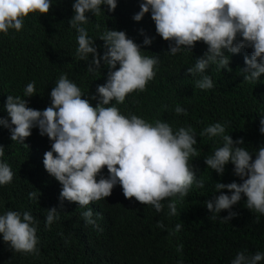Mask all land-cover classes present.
I'll return each mask as SVG.
<instances>
[{"label": "clouds", "instance_id": "9594fccd", "mask_svg": "<svg viewBox=\"0 0 264 264\" xmlns=\"http://www.w3.org/2000/svg\"><path fill=\"white\" fill-rule=\"evenodd\" d=\"M52 5V0H0V33L21 31L25 18L33 13L47 16ZM102 5L114 12L117 0H75L74 16L68 21L78 33L77 55L82 62H77L88 66L72 71L69 79L66 74L61 75L50 92L51 105L44 110L29 107L27 100L19 96L8 95L5 109L11 123L0 118V127L9 129L12 141L23 144L33 128L52 141L44 154L46 171L42 172L50 180L45 193L53 207L47 210L48 225L67 210L70 220L73 215L78 216L89 228L87 234L93 246L100 244L105 250H114L122 239L132 238L133 257L118 259L119 264H143L146 255H156L162 259L161 264H169L174 256L181 258L188 246L177 239L165 243L158 230H168L167 226L176 222L175 231L182 228L180 217L188 208L183 198L197 180L189 163L190 157L197 155L193 147L197 143L195 134L202 127V136L222 137L223 146L204 162L221 176L231 163L235 175L243 181L216 182L215 189L221 194L205 201L211 213L228 210L229 215L222 218L226 222L236 216L231 209L242 195L247 198L248 209L264 214V146L253 159V154L242 147V138L234 141L225 134V125L215 123L204 129L201 121L195 131L182 126L181 121L177 127V116L163 120L136 96L153 80L165 81L166 92L171 85L173 89V56L169 54L194 61L187 75L206 73L196 82L200 89L214 86L210 75L215 65L231 71L226 52L242 51L246 55L244 63L232 64L244 73L245 81L264 77V0H143L133 19L140 22L151 11L156 33L166 41L161 43L163 66L157 55L145 56L147 50H141L124 31L104 32L100 37L103 47L90 39L80 25L88 22L86 13L99 15ZM151 43L145 37L144 44ZM34 93L35 82H30L24 95L32 97ZM202 100L197 103L201 117L222 102L218 90L214 98ZM175 111L186 114L180 106ZM261 134L264 117L258 136ZM37 146L39 157L42 147ZM4 154L0 145V157ZM13 177L11 167L0 162V185L11 183ZM197 187L203 188V182H198ZM225 189L230 196L224 194ZM177 194L181 199L171 198ZM29 198L36 199L37 192L29 193ZM116 210L121 215L112 221V211ZM34 224L29 212L21 215L8 210L0 215V234L15 251L33 253L38 244ZM113 226H118V235L109 237L103 245ZM232 257L235 259L231 264H259L264 260V251L246 256L237 250Z\"/></svg>", "mask_w": 264, "mask_h": 264}, {"label": "trees", "instance_id": "16d2710c", "mask_svg": "<svg viewBox=\"0 0 264 264\" xmlns=\"http://www.w3.org/2000/svg\"><path fill=\"white\" fill-rule=\"evenodd\" d=\"M142 2L143 0H117L114 12H110L107 5H102L99 15L86 13L89 20L80 26L85 28L88 37L100 47H103L104 41L100 37L104 32L124 31L141 50H147L145 56L157 55L160 59L164 52L161 43L166 41L156 33L151 11L140 22L133 19L140 11ZM52 3L47 16L30 14L25 18L21 31L10 29L7 34L0 33V118L7 119L9 124L10 117L5 109L8 95L19 96L27 100L29 107L44 110L51 105L50 92L60 76L66 74L69 79L72 71H80L88 66L79 63L82 60L77 55L78 33L68 22L74 16L75 0H52ZM145 37L152 40L150 45L144 44ZM226 55L230 58L228 68L231 71L215 65L210 75L214 86L211 89H200L196 87V82L206 73H198L192 77L187 75L188 68L194 67V61L191 62L190 58L183 55L169 54L173 56L172 81L176 83L173 89L171 85L166 92L165 81L160 83L158 81L161 80H153L136 97L144 104L148 103L150 111L160 115L163 120L175 119L177 116L179 125H174L177 127L181 121L182 126H190L195 131L201 121L204 129L215 123L225 125V134H230L234 141L242 138V147L252 153L255 159L256 152L264 146V134L258 136L260 120L264 117V77L254 82L245 81L244 73L237 71L232 64L244 63L246 55L242 51L238 54L226 52ZM160 62L163 66L161 59ZM77 74L79 76L80 73ZM30 82H35V93L32 97H26L24 90ZM217 90L222 101L220 106L209 109L201 117L197 103H202L203 98H214ZM177 106L184 108L186 114H177ZM229 108L233 111L228 110ZM201 130L202 127L195 134L197 143L193 146L197 155L189 160L197 180L186 196L195 193L190 198H183L188 208L180 217L182 228L175 231L176 222L168 225V230H158L165 243L177 239L183 240L188 246L181 253V258L174 256L169 264H226L227 261L231 264L235 257H230L237 250L238 253L244 252L246 256L264 251V214L248 209L246 197L242 195L241 201L232 207L231 211L236 216L227 222L222 218L229 215L228 210L211 213L206 208L205 201L221 194L215 189L216 182L240 184L243 181L235 175L234 165L231 163L225 166L222 176L207 167L204 160L222 147L224 141L219 136H202ZM10 136L8 128L0 127V145L5 150L0 162L7 163L14 173L11 183L0 185V215L8 210L17 211L21 215L29 212L35 219L38 244L36 252H17L3 241L0 234V264H119L118 259L133 257L132 238L122 239L120 247L114 250H105L100 244L93 246L92 239L87 234L89 228L83 226L82 219L78 216L73 215L70 220L67 210L58 214V219L48 225L47 210L53 207L48 204L45 193L50 180L42 172L46 171L44 154L52 141L46 135L41 136L38 128H33L32 135L24 141L28 147L19 141H12ZM37 145L42 147L39 157ZM198 182H203L204 187H197ZM31 192H37L36 199L29 198ZM224 194L231 195L226 189ZM171 198L181 199V196L177 194ZM120 215V211H112L111 220H118ZM118 232V226L110 228L108 238L102 244L106 245L109 237L118 235ZM142 262L161 264L162 259L156 255H146ZM259 264H264V260Z\"/></svg>", "mask_w": 264, "mask_h": 264}]
</instances>
